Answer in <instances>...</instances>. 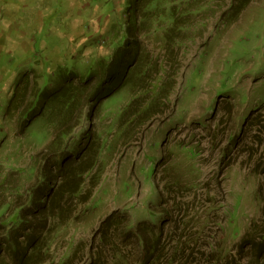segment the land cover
<instances>
[{
	"label": "rangeland",
	"instance_id": "rangeland-1",
	"mask_svg": "<svg viewBox=\"0 0 264 264\" xmlns=\"http://www.w3.org/2000/svg\"><path fill=\"white\" fill-rule=\"evenodd\" d=\"M101 1L117 14L129 2L0 0L7 34L11 26L31 28L38 58H47L41 86L61 64L87 71L88 64L80 67L70 57L73 42L65 31L79 7L92 10ZM178 2H189L196 11L184 20L188 28L170 97L176 103L175 112L169 111L174 114L147 118L143 124L121 123L133 99L125 87L102 102L89 128L85 120L75 130L76 141L90 129L101 139L98 164L83 176L81 191L90 178L97 184L85 203H77L71 220L54 231L50 258L43 264H65L75 252L72 264H150L151 251L136 245L138 237H126L141 222L164 227L162 233L148 232L152 241L160 239L155 264H264V252L256 258L251 244L264 238V0ZM90 31L96 32L93 24L80 25L77 39L83 32L91 36ZM95 40L90 54L100 58L111 52L113 45L103 35ZM146 44L165 64L155 35ZM25 55L15 54L13 66L19 67L13 80L10 75L4 83L8 70L0 68V110L4 107L6 118L0 124L1 221L27 200L37 175L35 156L52 137L41 117L20 134L18 117L6 116ZM7 56L2 50L0 66ZM163 69L155 81L159 85ZM117 210L129 216L126 230L109 227L107 217ZM102 235L120 249V258L110 245L101 244Z\"/></svg>",
	"mask_w": 264,
	"mask_h": 264
},
{
	"label": "trees",
	"instance_id": "trees-1",
	"mask_svg": "<svg viewBox=\"0 0 264 264\" xmlns=\"http://www.w3.org/2000/svg\"><path fill=\"white\" fill-rule=\"evenodd\" d=\"M178 1L125 0L127 8L122 14H117L102 1L88 11H85L86 6H81L77 18L69 23L65 36L73 42L68 51L72 52L70 57L77 60L80 67L88 64L87 71L80 73L61 64L46 78L47 86H41L47 75L41 68H25L17 76L6 116L11 120L18 117L20 134L33 120L41 117L51 129L52 137L35 156L37 175L26 191L27 200L9 220H0V264L47 262L50 258L48 244L54 231L71 220L77 203H85L90 198L97 180L90 178L88 188L82 192L83 176L96 168L102 142L91 129L76 141L75 130L85 120L90 127L105 99L125 87L129 89L133 99L121 115L123 124H143L147 118L156 120L174 114L176 103H171L170 97L176 88L179 47L185 37L182 34L188 28L184 20L196 11L189 2ZM112 9H115L114 5ZM86 22L87 25L93 24L96 32L90 31L91 36H82L86 33L84 29L81 39H77L80 25L85 28ZM101 35L113 47L106 56L97 58L88 49L96 47L95 39ZM152 35L160 43L165 64L146 44V39ZM43 66L44 61L40 67ZM165 66V78L159 85L155 81ZM170 110L174 112L170 113ZM107 219L109 227L126 230L129 225V216L124 210L113 212ZM155 226L141 222L134 234L126 232L127 239L136 236L139 240L136 245L151 251L147 257L150 264L157 260L153 254L158 252L160 239L152 241L148 232L154 235L155 229L161 233L164 230L162 225ZM99 241L110 245L115 256L121 254L114 243H109L106 235H102ZM251 244L256 258L263 254L264 238L261 243L253 241ZM76 255L75 252L65 264L74 263L71 260Z\"/></svg>",
	"mask_w": 264,
	"mask_h": 264
},
{
	"label": "crops",
	"instance_id": "crops-1",
	"mask_svg": "<svg viewBox=\"0 0 264 264\" xmlns=\"http://www.w3.org/2000/svg\"><path fill=\"white\" fill-rule=\"evenodd\" d=\"M6 24L7 23L5 21H0V57H1L2 50H5L6 54L9 55L7 56L8 60L5 61L2 66H0L1 69L8 70L5 76L4 83H6L10 75H11L10 77L13 80L15 78V75L17 74L15 69L16 67L18 68L19 66H13L15 62V54L17 51H20L21 53L26 54L22 58V61L25 59L23 62V65L20 66L22 69L28 68V67L41 68L40 65H42V61L45 62L47 60L46 57H41L40 59L38 58L37 49L34 48L33 46L34 38L32 35L34 34L32 33L29 34L31 28L29 29L24 28L22 30L20 25L16 29L11 26L9 34H7L9 29L6 28ZM14 31H17V33L20 32V34L16 36L15 35L16 32ZM2 62L3 61H1L0 64ZM1 108H2L1 110L3 111L0 110V124L6 120L4 107L1 106ZM1 130L2 128L0 126V132Z\"/></svg>",
	"mask_w": 264,
	"mask_h": 264
}]
</instances>
